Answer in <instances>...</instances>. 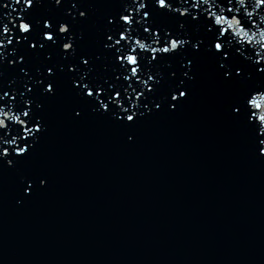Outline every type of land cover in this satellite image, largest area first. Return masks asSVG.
<instances>
[{
  "label": "water",
  "instance_id": "water-1",
  "mask_svg": "<svg viewBox=\"0 0 264 264\" xmlns=\"http://www.w3.org/2000/svg\"><path fill=\"white\" fill-rule=\"evenodd\" d=\"M72 3L88 16L77 27L81 52L93 54L107 19L131 0H40L33 11L61 19ZM52 56L63 63L59 50ZM29 60L45 63L39 54ZM197 73L178 111L154 110L134 128L92 114L61 79L35 151L16 168L0 167V264H264V156L231 113L264 77L226 86L209 59ZM10 79L8 68L4 90ZM167 94L164 85L159 95ZM36 176L46 185L25 194L21 178Z\"/></svg>",
  "mask_w": 264,
  "mask_h": 264
},
{
  "label": "snow or ice",
  "instance_id": "snow-or-ice-1",
  "mask_svg": "<svg viewBox=\"0 0 264 264\" xmlns=\"http://www.w3.org/2000/svg\"><path fill=\"white\" fill-rule=\"evenodd\" d=\"M39 4L0 3V79L12 70L7 90L0 86V167L16 168L35 151L47 132L45 104L58 94L61 79L92 114L134 128L154 110L178 111L188 101L202 59L213 63L226 86L264 77V0H131L107 19L106 39L93 54L80 49L83 33L77 27L88 19L85 11L75 15L71 9L78 6L72 3L61 19L41 20L33 11ZM13 5L22 6L17 11ZM159 17L170 22L158 23ZM8 45L12 49L5 53ZM56 50L63 63L53 60ZM30 54L42 55L45 63L33 66ZM164 85L168 94L160 96ZM231 113L264 156V87L245 90ZM37 181L46 185L39 176L21 178L25 194Z\"/></svg>",
  "mask_w": 264,
  "mask_h": 264
}]
</instances>
